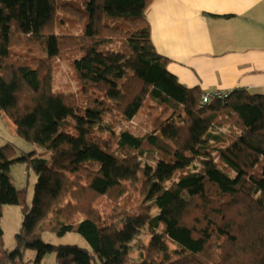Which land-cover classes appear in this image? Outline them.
<instances>
[{
  "label": "trees",
  "instance_id": "trees-1",
  "mask_svg": "<svg viewBox=\"0 0 264 264\" xmlns=\"http://www.w3.org/2000/svg\"><path fill=\"white\" fill-rule=\"evenodd\" d=\"M152 1L83 0L81 34L66 36L54 31L57 0H0V115L50 152L14 159L12 145L0 147V222L5 205L22 213L12 251L0 226V264H264V95L234 89L202 105L204 92L181 85L152 44ZM115 37L119 50L103 48ZM65 47L91 91L86 107L52 90ZM143 108L159 110L149 131L115 134ZM13 162L36 175L31 206L12 184ZM125 194L104 225L96 201ZM45 234H77L89 248L46 243Z\"/></svg>",
  "mask_w": 264,
  "mask_h": 264
},
{
  "label": "crops",
  "instance_id": "crops-1",
  "mask_svg": "<svg viewBox=\"0 0 264 264\" xmlns=\"http://www.w3.org/2000/svg\"><path fill=\"white\" fill-rule=\"evenodd\" d=\"M146 20L184 87L264 95V0H153Z\"/></svg>",
  "mask_w": 264,
  "mask_h": 264
},
{
  "label": "rangeland",
  "instance_id": "rangeland-1",
  "mask_svg": "<svg viewBox=\"0 0 264 264\" xmlns=\"http://www.w3.org/2000/svg\"><path fill=\"white\" fill-rule=\"evenodd\" d=\"M58 5L64 9H58L56 13V22L54 31L59 35H79L81 34L84 20L79 15L76 10H84L85 5L83 0H57ZM121 42L119 38L111 42L105 43V49L111 48L113 50H119L121 47ZM22 45V44H21ZM20 45V46H21ZM23 46H21L22 49ZM24 48V47H23ZM33 57H45V51L41 49L30 47L29 50L22 49V52ZM63 55L52 62V90L56 94H62L65 96L73 97L74 100L78 101V105L86 107L88 99L90 97V92H84L82 90V85L76 77V74L72 68V60L78 56L75 52H71L70 48L65 47L63 49ZM151 104V103H150ZM152 105V104H151ZM227 110L215 113V115L227 116ZM159 114V110L143 108L140 114L135 117L131 122H120L116 125L115 134L118 135L121 131L127 130L135 136H141L145 132L149 131L151 121L153 118ZM169 113L166 115V117ZM109 121V120H107ZM110 122V121H109ZM224 136L230 138L232 136V131L230 129L222 128ZM225 133V134H224ZM100 134L106 138L107 132L102 131ZM12 145L16 154L15 158H19L23 154H29L35 152L39 156L46 160L50 158V152L43 146L37 144H31L22 139L16 132L15 126L10 122V120L4 116L0 115V147L4 145ZM10 177L12 184L17 190H23L25 192L27 203L31 206L33 197V188L36 183L35 173L27 167L25 163L13 162L10 165ZM139 186L129 187L128 192L133 194L134 198L139 195ZM125 194L122 196L118 202L111 200L110 198L101 197L96 201V208L100 216L102 217V223L108 225L109 221L116 220V215L118 210L116 206H124L125 204ZM135 205H129V208ZM22 221V213L20 206L17 205H5L2 208V219L0 222L1 229L3 231V236L1 238V245L7 251H12L15 248V235L18 233ZM140 240L145 243L148 242L149 237L141 235ZM44 241L53 245H77L81 248L88 249L87 243L77 234H67L63 237H56L52 234H45ZM134 258L137 257V253L132 255ZM51 260V258H49Z\"/></svg>",
  "mask_w": 264,
  "mask_h": 264
},
{
  "label": "built area",
  "instance_id": "built-area-1",
  "mask_svg": "<svg viewBox=\"0 0 264 264\" xmlns=\"http://www.w3.org/2000/svg\"><path fill=\"white\" fill-rule=\"evenodd\" d=\"M228 93H204L201 98V104H207L211 100V95H215L218 98L226 97Z\"/></svg>",
  "mask_w": 264,
  "mask_h": 264
}]
</instances>
